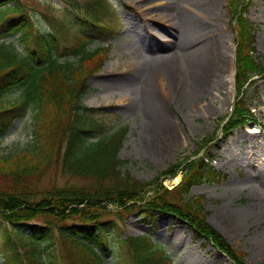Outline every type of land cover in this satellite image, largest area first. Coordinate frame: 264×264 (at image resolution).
<instances>
[{
  "label": "trees",
  "instance_id": "obj_1",
  "mask_svg": "<svg viewBox=\"0 0 264 264\" xmlns=\"http://www.w3.org/2000/svg\"><path fill=\"white\" fill-rule=\"evenodd\" d=\"M227 1L238 37L237 98L222 127L225 136L254 118L246 89L250 79L262 71L251 54L255 33L245 15L253 0ZM71 2L83 12L86 26L93 27L96 35L106 38L116 34L119 19L114 18L117 13L107 0ZM22 10L20 0H0V38L21 32L26 51L21 53L13 44L0 40V136L26 109L36 106L39 113L32 145L9 154L0 149V176L11 182L10 187L0 189V217L14 225L44 217L48 226L36 228L31 234L15 226V240L5 250L9 264H105L106 255H111L114 264H120V255L114 253L112 240L99 223L103 214L100 208L107 209L103 203L123 207L129 213L169 212L226 253L233 264H245L246 254L208 223L204 195L186 197L194 185L215 179L214 168L204 159L186 163L188 170L173 189L165 188L159 179L175 175L182 167L179 161L151 181L123 171L128 160L118 155L128 126H108L106 113L101 115L100 110L83 102L89 90L87 80L103 66L108 48L104 44L92 48L94 39L87 29L73 33L66 24L61 26L64 30L41 33ZM13 16L19 19L5 24ZM67 54H73L76 60L61 61ZM13 91H19L16 97L4 99ZM213 137L207 135L196 153ZM60 153L62 172L90 179L89 185L53 186L45 192L36 187L34 179L39 181ZM38 196L41 199L35 201ZM70 220L77 223L67 224ZM120 244L123 264H173L166 246L154 241L150 233L122 238Z\"/></svg>",
  "mask_w": 264,
  "mask_h": 264
},
{
  "label": "rangeland",
  "instance_id": "obj_2",
  "mask_svg": "<svg viewBox=\"0 0 264 264\" xmlns=\"http://www.w3.org/2000/svg\"><path fill=\"white\" fill-rule=\"evenodd\" d=\"M20 1L23 12L31 16L38 29L44 33H52L57 28L63 29L61 26L66 24L73 33L82 32V28L87 29L95 37L91 44L93 48L102 44L111 45L110 58L101 71L93 75L88 82L90 90L84 97V102L92 108L105 111L108 114L107 123L114 124V128L128 125L129 133L119 153L120 159L128 160L122 167L123 171H129L132 176L143 181H151L170 165L178 161L185 164L199 159L205 153L203 157L207 163L224 176L220 180L194 185L186 197L204 195L207 221L229 244L246 254L245 264L264 263V172L258 174L248 163L264 164V138L260 135V146V141L253 142L246 134L242 140L238 139L240 136L237 137L232 147L230 146V138L235 132L245 131L252 122L233 128L231 134L226 135L228 138L223 134L222 123L231 113L236 99L235 78L233 85L224 79L228 74V61L223 58L215 66V84L206 96L200 98L193 97L195 87L191 80L189 81L190 71L185 69L182 63L179 64L180 71L175 85L170 90L165 78L154 76L150 83L151 101L161 106L162 116L167 119L164 126L160 125L158 128L149 117L143 106V99L136 91V84L142 81L140 52L153 54V46L165 45L172 40L190 51L191 47L200 45L197 43L198 35L204 39L206 36L218 35L225 37L224 45L230 56V40L232 36L234 38L235 33L230 26L228 1L107 0L115 13H118L114 14V18H119L116 23L118 37L108 38H103L102 35L96 37L93 34L94 28L86 26L83 12L71 0ZM186 11L193 14L199 31L184 43V25H191V19L187 17L189 14L183 13ZM161 16H164V19ZM247 16L257 31L255 56L264 64V0H254ZM12 19L17 20V17L8 18L5 24ZM2 25L4 26V23ZM8 35L2 38L12 42L17 50L25 52L20 33L14 31ZM234 49L233 42V61ZM62 59L74 61L75 57L69 54ZM231 90H234V96L231 95ZM18 93L15 91L4 98L11 99ZM247 96L255 118L264 124V76L255 77V82L247 88ZM36 117V107H31L14 121L8 132L0 137L3 153H14L33 144ZM210 134L214 137L207 142V149L194 155L198 142ZM206 151L211 155H207ZM61 165L60 153L43 177L39 181L34 179L40 191L53 186L82 187L90 184V179L64 174ZM184 168L185 165H182L179 170ZM185 171L186 169L178 174L177 178L181 179ZM163 177L165 176L160 177L159 182ZM163 183L168 189L177 184L170 178L165 179ZM10 185L7 177L0 176V189ZM40 197L35 201H39ZM120 211L123 209L115 205L108 206V209L100 208L103 214L99 222L112 240L114 253L120 255V264H123L120 239L143 233H150L156 242L166 246L175 264H232L228 259H224L216 248L206 243L188 223L172 214ZM44 220L47 219L38 217L26 223L10 225L0 217V264H6L1 246L6 237L12 235L14 226L25 230L30 229L33 224L47 227L48 224ZM52 221L54 223L53 219ZM73 223L77 222H67ZM108 258L106 264H113L112 257ZM124 264H128L127 261Z\"/></svg>",
  "mask_w": 264,
  "mask_h": 264
},
{
  "label": "bare ground",
  "instance_id": "obj_3",
  "mask_svg": "<svg viewBox=\"0 0 264 264\" xmlns=\"http://www.w3.org/2000/svg\"><path fill=\"white\" fill-rule=\"evenodd\" d=\"M183 13L189 14V16L187 17H190L191 19V25H184L182 31V34L184 36V43H187L190 38L198 33L199 29L194 23V17L192 16L193 14H190L187 11ZM161 17L162 19H164V16ZM215 37L217 38L215 39ZM224 42V36L212 35L211 37L206 36L204 39L202 36L198 35L197 43L200 45L191 47L190 51H188L186 47H182L178 42L171 40L168 44L165 45H156L153 47L150 46L151 48H154L153 54H146L144 51V53L140 52L142 59L140 75L142 81H139L136 84V91L143 99V106L147 110V113L151 120L155 123L156 128H158L160 125L164 126V123L167 122V119L162 116L163 109L160 108L161 106L159 104L158 106L151 101L152 93L150 89L152 88V86H150V83L152 78L154 76H159L162 79L165 78L167 80V88L168 90H170L175 85V79H177L178 73L180 71L179 64L182 63V66H185V69L190 71L189 81L191 80V82L193 83V87H195L193 89V97L197 96L200 98L206 96V93L212 90V86L215 84L217 77L215 66L220 62L221 59L224 58V60H227L229 63L227 71L228 74L224 77V79L227 80L230 85H233L235 78L233 66V36L230 40V56L228 55V52H226V46L224 45ZM234 94V90H231V95L234 96ZM257 133L258 130L255 129V126L253 124L251 126H248L245 131H241L239 133L235 132V135L230 138V146L235 143L237 137L240 136V138L238 139L242 140L243 138H245L246 134L249 136L251 141L257 143L258 141H260L261 143L259 144L261 146L262 141L260 140V135H257ZM248 163L250 164V166L254 167V170L258 174L259 172H264L263 163ZM175 181H178V179H175ZM222 257L227 260V258H225L224 256Z\"/></svg>",
  "mask_w": 264,
  "mask_h": 264
}]
</instances>
